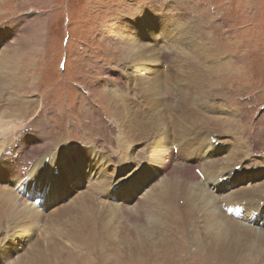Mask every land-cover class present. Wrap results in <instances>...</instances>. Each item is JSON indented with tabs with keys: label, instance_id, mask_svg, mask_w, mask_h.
Returning a JSON list of instances; mask_svg holds the SVG:
<instances>
[{
	"label": "rangeland",
	"instance_id": "obj_1",
	"mask_svg": "<svg viewBox=\"0 0 264 264\" xmlns=\"http://www.w3.org/2000/svg\"><path fill=\"white\" fill-rule=\"evenodd\" d=\"M201 1L205 5L203 8L206 12L205 15L200 11L199 5L193 4L194 0H169L168 3L172 11L176 10L174 5H177L185 10L191 9L195 12L200 21L198 27L206 28L207 33L203 32L202 34L200 30L188 41L195 45H199V42L203 41L212 48L201 49L193 55L183 53L186 58L182 61L191 58L192 66L197 67L201 72L200 77L187 79L196 81L202 86L213 87L208 93H205L207 97L204 105L209 99L212 100L208 104L211 108H213V103L226 105V110L220 114L216 112L215 115L217 116L214 117L225 123L223 141L232 140L233 136L228 137V134L233 133L234 129H236L235 135L238 133L237 140H239L241 132L248 128L264 132V0ZM142 9H146L148 14L144 15L143 19L138 20L135 27L123 23V28L117 30L118 21L122 17H133L138 15ZM159 9L162 10L161 7L157 6V10H154L147 3V0H137L134 3L130 0H4L0 5V43L8 41L6 47L0 48V54L4 50L11 49L18 52L17 62L12 65H5L12 69V74L14 68L16 69L14 73V81H16L15 84L13 81L10 88L4 91L3 95L8 92L7 95L0 96V108L16 119H21L22 124L27 122L25 114L28 111L35 112V117L54 115L64 119L58 125L60 132L55 139V144L59 147L62 141L76 142L75 145L61 144L64 145L63 150L67 160L68 154H78L79 148L76 145L79 141L86 140L93 143L95 141L94 145L84 148L85 156L91 161L89 163L90 170L78 171V167L84 164L83 160L77 159L72 162L71 175L78 172L77 175H80L83 181L85 180L84 174L88 171L99 176L98 179L103 178V172L100 170L104 167L103 163L106 165V161L102 158H93L91 150L94 148H112L114 144H118L116 143L117 138H121L122 135L125 136L120 124L124 125L127 120L123 114L131 115L132 113L131 106L127 108L123 106L124 102L128 104L125 98L133 85L137 84L140 87L146 86V89H152L153 87L149 83L157 74L153 68L158 67V69L163 70L162 50L167 44L174 45L177 44V41H181L180 50L181 46H184L182 39L172 38L173 20L157 19L160 16H167L160 14ZM185 16H188L186 12L179 20L181 23L188 22L183 21L186 20L183 19ZM190 18H193V21L196 20L197 23L196 17L191 13L188 16V19ZM18 28L21 29V32L18 31ZM164 38L167 39L166 42H162ZM162 43L163 45H161ZM148 44L158 45L157 48L153 46L156 51L155 63L147 64L145 54H140L135 49V46L143 48ZM149 51L151 50H145L146 53ZM1 71L2 68L0 67V73ZM103 72L108 79L102 78ZM161 81L163 79L159 83ZM197 83H193L190 88L196 90ZM116 84H120L122 87ZM130 96L133 99L132 93L128 97ZM14 97L19 99L16 101H20L21 105L19 104L20 109L12 114L9 108L14 105ZM7 102H10L8 106H6ZM92 102L98 105V109L91 115L88 109ZM114 102L120 103L124 109L114 106ZM143 106L148 112L149 100L145 101ZM40 107H44L42 114H39ZM206 110L204 107L202 112ZM227 110L232 112V117L227 115ZM213 111L215 112L214 108ZM161 113L164 114L162 108ZM237 113L239 117H235ZM102 117H107L113 127L107 124ZM67 120H69V124H67ZM83 120L88 121V125H77ZM131 137L134 141L139 139ZM42 145H37L34 148L35 153L40 149L37 157L46 155V151L51 147L50 143H43ZM141 147V142H138L130 149L129 153L132 150L137 151ZM233 148L234 146L231 145L229 150H226V154L229 155L230 149ZM253 149H243L246 157V160L244 158L243 161L246 162L249 159L258 161L257 155L253 152L249 153L250 157L247 158L248 151ZM116 152L114 153L116 154ZM259 154L260 159H263V164L253 166L251 170L256 168L260 170L264 166V152H259ZM144 158L146 157L142 159ZM240 162L239 165L245 163ZM122 165L127 166L129 172L134 173L136 171L142 176L147 174L151 168L147 162L138 163L135 160ZM157 168L155 167L154 170L157 173L155 177L148 175L143 179L145 187L150 183H152L150 188L154 187L156 186L155 183L160 181L161 172ZM112 171L113 167H111L110 172ZM263 175L264 173L260 175L259 172L255 171L252 177L243 176L238 183L243 182L240 184L243 187H249L251 184L250 188L254 186L257 189L259 183L264 181ZM105 179L108 177L106 176ZM155 180L157 181L155 182ZM196 181H191L190 186H193L194 189L197 188L196 192L201 193L200 198L210 200L209 205L213 206L215 200L208 197L206 189L199 186ZM234 189L231 191L234 192ZM146 194L147 192H145ZM113 210L110 213L105 211L103 213L93 212V214L104 217L99 225L98 239L92 243L78 244L81 248L77 249V253H74L78 259H68L71 263L67 261L65 264H232L231 259L234 257L237 259L251 257V261H242L239 264H254L256 258L251 253L254 255L261 254L250 251L252 239L248 238L240 240L241 251L233 257L229 248L230 242L231 239L237 238L222 235L224 253L221 258H215L214 253L208 255L205 249L208 248L207 244L211 242L212 235L209 232H204L198 223L199 220L193 219L192 215L200 214L199 211L194 210L186 219L188 222L186 228L190 223H194L200 231H190L187 236L185 235L186 237L183 236L188 240V243L179 242L180 238L170 240L175 241L172 242L173 247L171 248L174 249L175 255L163 253L164 255L160 256L158 254V257H154L155 259L151 262L128 258L137 256L134 249L131 248L136 238L128 236L124 231V234H120L119 237L124 236L122 238H125L124 241L121 240L125 243L118 240L116 236L123 224L118 220V211H115V215ZM126 211L132 212L129 209L123 210V212ZM218 211L220 212L219 204ZM134 222L124 221L123 223L127 224L128 228H133L137 225L136 223V225H132ZM40 228L41 233L38 234V230H35L33 234L34 238H38L40 241H48L52 238L51 235L55 234L51 233L50 230L48 231L47 226L42 225ZM5 230L4 234L6 235L11 231L9 228ZM3 232L4 229L0 231V234ZM214 240L216 241V238ZM7 241L8 239L3 241L4 245ZM216 244L218 245V242ZM166 245L161 246L165 247ZM26 249L27 251L31 250L32 246L29 245ZM22 250L19 247L16 255L12 253V259H21ZM65 261L60 260L57 263L64 264ZM5 264H9V262L5 260Z\"/></svg>",
	"mask_w": 264,
	"mask_h": 264
},
{
	"label": "bare ground",
	"instance_id": "obj_2",
	"mask_svg": "<svg viewBox=\"0 0 264 264\" xmlns=\"http://www.w3.org/2000/svg\"><path fill=\"white\" fill-rule=\"evenodd\" d=\"M3 1L4 0H0V5ZM157 6H159V8H162V10L159 9V11L161 12L160 14H166L167 16L173 17L172 20L174 23L171 28L172 38L177 37V39H182L184 42V46H181V50L179 48V44L181 43V41H177V44L171 45V48H173L177 54L184 53L188 55L190 53V55H193L201 49H212L211 46L205 44L203 41H200L199 45H195L188 41V39L192 38V36L199 33L200 29H198L199 25L193 26L197 24L195 22L196 20L193 21V18L188 19V16H185L183 18L188 19L187 23H181V21H179L180 18L185 15V12L182 13L179 11L181 7H176V12V10L172 11L169 6H167L165 10L162 2ZM171 7H173V5H171ZM141 11L138 14H140ZM122 28L123 24L118 23L117 30H121ZM166 40L167 39L164 38L162 42H166ZM161 45H163V43ZM153 46L157 48L158 45L148 44L143 48H138L135 46V49L138 53L145 54L144 57L147 60V64L156 62V51ZM147 49L151 51L146 53L145 50ZM17 53L18 52H16L14 49H11L4 50L0 54V67L2 68V71L0 73V96L3 95L4 91H7L8 88H10V86L12 85L11 83L14 81V73L16 69L14 68L12 74V69L7 68L5 65H12L16 63ZM190 59L191 58H189L187 61L180 60L179 62H182L178 66L180 74L184 77L189 86L187 91H180L179 94L178 107L182 111L181 118L177 119L174 123L173 119H171L166 113H161V108L162 110H165L170 107L168 95L171 93L170 90L173 89V87L169 83V79L165 75L163 70L158 69V67L153 68V70H156L157 74L153 77V81L149 83V85H152V89H146V86L140 87L137 84H134L131 91L128 92V94L126 93L127 97L130 95V93H132L133 99H135L136 97L141 98L142 103L149 100V109L146 115H134L133 112L131 113V115L123 114L124 116H126L127 120L124 122V125L120 124V126L124 130V141H129V150L121 154L120 152L122 145L119 144L118 151L116 152L114 157L112 154L108 155L104 152L96 154L95 148H92L93 150H91V152L93 154V158H102V160L106 161V165H104L103 163L104 167L100 170V172H103L105 169L111 170V167H113V171L108 175L107 173H103L102 179H98L99 176H95L94 173H90V171H88L84 174V182H87L100 190H104L107 188L110 189L112 183L117 182V178H124L127 174H133L132 172H129L130 170L127 166H123L122 164L135 160L138 163L147 162L151 166L147 174L142 176L140 173H136L135 175V178H137V180H139L141 184L144 185L143 179H145L148 175H153L155 177V175L157 174L154 171L155 167L157 168L158 166V168L160 169L161 166L165 163L164 161L155 163L152 152L153 150L156 151L158 149H161V146H165L164 144L160 145L158 138H161V136H165V132L171 129L172 124L174 125V127H179L176 129L186 128L189 131L212 129L219 135L225 136V130H223L225 123L218 118H214L215 116H211V113L214 112V108L215 113L219 112L220 114V112L226 110V105L213 103V108H211V106L208 105L209 102H212L211 99H209L208 102L204 105L205 99L207 97L205 93H208L213 87L207 85L202 86L196 81L187 79H196L201 76V72L199 71V69H197V67L192 66ZM149 72L151 71L149 70ZM102 74V78L108 79L104 72ZM176 75L178 76L179 73H176ZM162 79L163 81L159 83V81ZM193 83H197L198 87L196 90H192L190 88ZM127 97L125 99H127ZM17 99V97H14V105L13 107L9 108L12 114H14L16 110L20 109V101H16ZM122 100L124 99L122 98ZM9 103L7 102L6 106H8ZM113 104L120 109H124L130 106L125 102L123 106L124 108L120 103L114 102ZM203 105L206 106L205 108L207 109L204 112H202L204 108ZM228 111L229 110L226 111L227 115L232 117V112ZM187 112H189L188 115H186ZM3 113L6 115H11L7 111H3ZM144 125L146 128L144 127ZM235 132L236 129L233 130V133L228 134V137L233 136L232 140L228 139V142H230L231 145L234 146V148L230 149L231 152L229 155L226 154V150H229V148L225 149L227 161L222 163L223 167H225V170L226 168H228L229 164L234 163L237 160H239V162H245L243 161L244 158L246 160L243 150L239 147L240 139L237 140L238 133H236L235 135ZM131 136L139 139L137 141H134ZM138 142H141L142 147L137 151L132 150L129 153L130 149L137 145ZM167 142L169 141L167 140ZM169 145L171 146L172 143H169ZM63 146L64 145H60L62 149H64ZM89 146L90 145H88L87 147ZM193 148L195 149V147H192L191 149ZM171 151H173V149ZM38 152H40V149L36 151V154ZM249 153L251 152L247 153L248 159L250 157ZM177 154H180V152H177ZM141 155L147 156L146 161L140 160ZM171 156H173V154H171ZM170 158L171 157H169V159ZM112 163H114L115 166H113ZM209 164L215 168L219 166L217 160L210 161ZM242 164L243 165L240 167V172H243L244 176L252 177L255 171L253 172L251 168L256 165H262L263 161L259 163V161L257 162L256 159H249ZM237 165H239V163H235L233 165V169ZM89 167L90 164H83L78 167V171L90 170ZM244 167L247 168V170ZM247 171L250 172L247 174ZM257 172L262 175L264 173V166L261 167V169ZM187 173L188 169L181 170L180 167L176 165L174 170L169 174L168 178L161 179V181L155 184L156 186L154 187L152 186L150 188L152 183L147 185V187L150 189L147 191L146 195H142V201H139V204L142 207V218H140L139 215L136 216L132 212L130 213L129 211L123 212L122 210L121 212H119L120 210L108 207L102 200H97L81 194L75 198L74 202L71 205L62 206L57 211L48 213L44 221L45 216H42V213L39 214L38 211L34 212L33 208H31L23 200L19 199L21 196L20 189L18 188L19 185L17 187L14 185L13 188H10V190L1 189L0 231L4 229V232L0 234V241L3 242L4 240L8 239L7 243H5L4 245L5 253L7 254L6 261L9 262V264H58L57 262L60 260H66L64 264L67 261L71 263V261H69L68 259H78V257L74 256V253H77V249L81 248L80 246H78V244H88L98 239V232L100 229L99 225L104 217L98 214H93V212L103 213V211H105L106 213H110V211L115 209L113 210L114 214L117 210L118 220L121 224H123L122 226H120V230L116 236L118 240L120 242L122 240L124 241L125 238L122 239L124 236L122 238L121 236L119 237L120 234H124V231H126L128 236L136 238L135 241H133V245L131 248L134 249L137 256L128 258H137L138 260L143 262H151L158 254H160V256L163 253L175 255L174 249H171L173 247L172 242L175 241L170 240L180 238L179 242L188 243V240L186 238H183V236H187V233L190 231H200L198 226L194 223H190L186 228V225L188 223L186 219L194 210H197L200 212V214L192 215L193 219L199 220L198 223H200L204 232H209L212 235L211 242L207 244L208 248L205 249L208 255L214 253L215 258H221L224 253L222 235H228V237L234 236L237 238L231 239L230 242L229 248L233 257L241 251L242 245L240 243V240L251 238L252 241L250 242V251L261 253L260 255H254L251 253V255L256 258L254 264H264V231L255 228L257 225H259L258 221L251 222L248 216V213L252 212L264 215V207H260V205L257 207V202L264 201V181H262V183H259L257 189H255L256 187L254 186L250 188L251 184L249 185V187L240 186L239 189H236V193L229 192L228 185H225L227 191H222L218 186L213 187V189L215 190V194L221 193L223 195V201L224 203H226L227 207H230L232 200H235L236 198L240 201L246 202V204L251 205L246 207H242L241 204L238 206H234L242 208L243 211L242 218L237 221L226 216V214L222 212V209H220V212L218 211L217 197H215L209 190L204 189L206 192H208V197H212V199L215 200V204L213 206L209 205L210 200L207 201L206 198H200L201 193L196 192L197 188L195 187L196 189H194L193 186H190L191 181L197 180V178H195L193 175H187ZM77 174L78 172H74L71 175V173H69V168L64 166L62 172L58 177H65V179L58 184H62L65 186L69 182L70 178L81 179L80 175ZM106 176L108 177V179H105ZM161 176L162 175L159 176V179L161 178ZM157 180H155V182ZM232 181L239 182L241 181V179L232 177ZM242 183L243 182H240V184ZM186 184L187 186H185ZM54 186L55 185H53L52 183L51 186H47L43 183L30 188H25V191L22 193L23 196H27L29 192L40 194L47 192L48 190H52ZM147 187H145L146 190L148 189ZM65 189L66 188H62L61 191L65 192ZM118 195H120V192L118 193ZM148 199L149 201L147 202ZM123 213H125V215H123ZM124 221H128V223L135 221L134 223H132V225H137L133 226V228H128L127 224L123 223ZM42 225L47 226L48 231L50 230L51 233H55L53 236L51 235L52 238L50 239V234L48 235V241H40L38 238H34L33 234L35 233V230L41 229L40 227ZM8 228L11 231L9 234L7 233L8 235H6L4 234L6 231L5 229ZM45 232L47 233V231ZM214 238H216V241L214 240ZM20 242H25V246L20 247L21 250L23 249L20 255L21 259L13 260L11 254H17V250L19 249V246L17 247V245ZM217 242L218 245L216 244ZM165 244H167L165 247L161 246ZM29 245L32 246V249L27 251L26 248H28ZM12 250H15V252H12ZM126 253L128 252L126 251ZM251 259V257H246L243 259H237L234 257L233 259H231V263L239 264L242 261H251Z\"/></svg>",
	"mask_w": 264,
	"mask_h": 264
},
{
	"label": "snow or ice",
	"instance_id": "obj_3",
	"mask_svg": "<svg viewBox=\"0 0 264 264\" xmlns=\"http://www.w3.org/2000/svg\"><path fill=\"white\" fill-rule=\"evenodd\" d=\"M130 2H137V0H130ZM161 2H163L164 7L166 8L168 6L169 0H147V3L153 7L154 10H157V5H159ZM147 10L142 9L141 13L138 15H135L133 17H122L118 22L123 24V23H128L135 27L136 22L140 19H143L144 15H147ZM173 17L172 16H160L157 17V19H165V20H171ZM72 167V162L69 161V173L71 171ZM132 177H129L128 179H131ZM65 179V177H52L50 178V182L53 185H56L60 182H62ZM7 259V256L5 254V249H4V243L0 241V264H5V260Z\"/></svg>",
	"mask_w": 264,
	"mask_h": 264
}]
</instances>
